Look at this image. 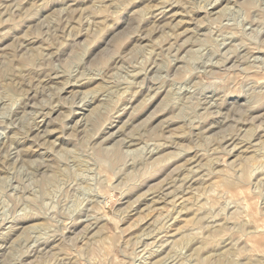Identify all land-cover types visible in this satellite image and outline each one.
<instances>
[{"label":"rangeland","instance_id":"374dc122","mask_svg":"<svg viewBox=\"0 0 264 264\" xmlns=\"http://www.w3.org/2000/svg\"><path fill=\"white\" fill-rule=\"evenodd\" d=\"M0 264H264V0H0Z\"/></svg>","mask_w":264,"mask_h":264}]
</instances>
